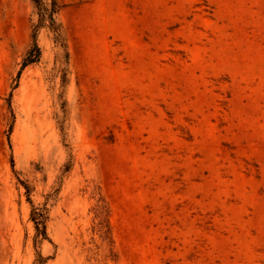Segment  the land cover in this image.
I'll return each mask as SVG.
<instances>
[{
  "label": "rangeland",
  "instance_id": "1",
  "mask_svg": "<svg viewBox=\"0 0 264 264\" xmlns=\"http://www.w3.org/2000/svg\"><path fill=\"white\" fill-rule=\"evenodd\" d=\"M56 1L67 64L0 0V264H264V0Z\"/></svg>",
  "mask_w": 264,
  "mask_h": 264
},
{
  "label": "trees",
  "instance_id": "2",
  "mask_svg": "<svg viewBox=\"0 0 264 264\" xmlns=\"http://www.w3.org/2000/svg\"><path fill=\"white\" fill-rule=\"evenodd\" d=\"M34 4L35 8L38 11L40 22L38 27H41L42 25L48 24L47 27L51 30V32L54 35L55 41L58 43L60 47H62L65 51V60L66 64L68 63V53L66 51V44H65V36L63 33V29L61 25L59 24L57 20V15L60 11V6L56 0H51L50 6H47L43 3L42 0H31ZM36 29V28H35ZM38 35L37 32L34 31L32 35V44L27 52L25 58L23 59L21 69L18 73V79H20L23 71L34 64H38L42 59V51L41 48L38 45ZM63 83H65L66 74L65 70L63 71ZM9 104L11 105V101H9ZM62 127V126H61ZM63 128V127H62ZM71 170V164L67 162L63 169H62V175L65 173H68ZM32 206V212H31V220L35 225L36 235L37 238H41L43 240H49L47 235V222H48V210L45 206L43 207H36L31 203ZM98 217L104 218L105 226L104 228L107 229L109 227V207L108 204L105 201L100 202L98 206L97 211ZM47 259H44L39 255V260L37 261L38 264H45Z\"/></svg>",
  "mask_w": 264,
  "mask_h": 264
}]
</instances>
